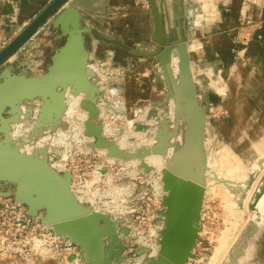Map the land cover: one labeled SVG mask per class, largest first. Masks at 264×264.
Returning <instances> with one entry per match:
<instances>
[{
	"label": "water",
	"instance_id": "95a60500",
	"mask_svg": "<svg viewBox=\"0 0 264 264\" xmlns=\"http://www.w3.org/2000/svg\"><path fill=\"white\" fill-rule=\"evenodd\" d=\"M22 1L23 11L35 10L34 17L0 50V198H12L26 208L32 220L37 218L43 227L76 247L84 264L123 262L122 236L128 230L119 227V222L108 213L78 202L71 191V173L51 168L49 145L40 142L48 132L63 126L66 91L72 96L83 95L80 109L87 113L83 136L93 139L91 144L85 142L86 150L93 153L104 150L107 158L121 162L136 160L145 173L155 171L145 164L148 156L164 159L159 212L163 228L157 255L148 259L147 264H186L193 258L200 231L208 169L203 145L206 107L201 106L196 94L187 49L199 3L197 0H148L150 41L148 45L130 49L122 40L86 25L87 15L77 9V0ZM45 24L55 33L51 39L63 40V43L49 54L48 65L40 75L15 72L6 62ZM88 40L117 47L134 56L157 59L159 69L155 70L158 74L155 81L165 84L166 94L160 102H151L144 124L130 122L134 133L146 136L147 124L157 117V109L167 104L169 112L155 130L154 145L124 151L114 139L103 136L101 110L111 112L112 120L125 119L126 112L116 111L115 91L110 88V81L97 73ZM173 58L177 59L178 77L173 75ZM181 102L185 105L180 106ZM179 126L183 130L180 135ZM15 128L23 135L13 131ZM122 135L119 129L117 138ZM178 137H181L179 143ZM263 194L264 178L251 205L255 224L242 236L227 264H235V259L243 255L241 248L245 241L257 233L261 222L256 206Z\"/></svg>",
	"mask_w": 264,
	"mask_h": 264
},
{
	"label": "rangeland",
	"instance_id": "374dc122",
	"mask_svg": "<svg viewBox=\"0 0 264 264\" xmlns=\"http://www.w3.org/2000/svg\"><path fill=\"white\" fill-rule=\"evenodd\" d=\"M197 1L200 6L201 2ZM206 1L207 6L205 8L200 6L195 22L193 20L192 42L189 46L195 44L199 48L202 47L204 41L212 34L213 30H205L203 23L208 24L213 17H216L217 5L222 0ZM246 5L245 11L241 10L238 14L236 28L226 31L225 37L228 42L225 47L228 57H225L224 61L220 58L221 61L218 63L207 56V59H202L199 64L194 63L196 68L193 69L195 75L193 79L197 97L201 101V106L206 107L203 145L205 156L210 162L208 161V169L205 172V190L209 188L207 185L209 186L214 173L223 174L226 168L225 171L230 170L238 175L235 174L236 177L229 178L230 180L225 178L229 181L219 180L221 187H213L205 191L201 207L200 231L192 251L193 258H190L186 264H209L213 253L216 252L215 249L221 251L219 264H227L242 236L255 224L251 205L264 178V69H260L257 73L256 63L250 61L247 56L250 43L254 39L257 41L261 39L259 34L261 26L249 17L248 9L252 6L251 3L246 1ZM209 8H212V12H209ZM33 17L30 19L24 17L18 24L20 29L24 28L23 23L27 25ZM47 28L48 37L51 39L55 33L49 26ZM62 43L63 40L56 47ZM137 46L139 45L127 47L134 49ZM111 48L116 51L113 60L108 63V68L101 67V70L114 74L101 75L113 79L109 86L116 94L113 100L117 103L116 111H125L126 118L117 117L112 120L111 112L105 113L101 110L100 121L103 127L104 124H108L116 132L114 136L105 138L114 139L117 144L118 130L121 129L123 133L121 137H126L127 144L124 151L131 152L138 147H150L155 144L153 135L161 118L169 112L168 105L165 104L157 109V117L147 124L149 130L146 136L134 133L130 122L144 124L145 117L151 109V102H160L166 94L165 84L157 83L154 78L155 70L159 69L158 61L152 60L155 58L131 55L117 47ZM191 51L188 49L189 54L192 53ZM101 59L105 61L104 56ZM157 84L161 86L158 87ZM36 104L33 103L34 106ZM65 105L67 106L66 103ZM77 109L80 114L83 112L79 107ZM62 120V127L53 133L48 132L40 139V142L49 145L48 162L66 167V171L73 177V191L87 190L94 194V203H83V205L93 206L108 213L119 222V227L128 230V234L122 236L125 250L121 264H132L137 257L134 253L136 243L143 240L154 226L159 225L163 228L159 220L162 197V185L159 189V184L164 159L152 156L163 161H161L162 168L159 171L154 169L155 171L145 173L136 160L121 162L107 158L103 150L89 152L84 144L91 143L90 139L83 136V131L80 132L83 123L79 120L70 121L65 115ZM74 125L80 128L75 131ZM13 131L23 135L19 128ZM74 132L78 134V141L75 139L77 142L73 140ZM231 154L236 158L231 159ZM235 163L239 166H237L239 170L235 168ZM260 222L257 233L245 241L244 247L241 248L243 255L235 259V264H264V220L261 219ZM44 262L75 264L70 261L62 263L52 258ZM77 264L84 263L80 260Z\"/></svg>",
	"mask_w": 264,
	"mask_h": 264
},
{
	"label": "crops",
	"instance_id": "0c3cea01",
	"mask_svg": "<svg viewBox=\"0 0 264 264\" xmlns=\"http://www.w3.org/2000/svg\"><path fill=\"white\" fill-rule=\"evenodd\" d=\"M13 1L18 4L19 8L15 23H9L7 19L13 15L12 6L0 2V43L1 41L6 40L8 44L23 30L18 26L22 19L26 16L30 19L35 13V10L24 12L23 8L25 4L22 0ZM246 1L252 5L248 9V12H250L249 17L251 20L260 23L261 26L259 32L261 39L259 41L254 39L250 43L247 56L250 58V61L256 63L255 70L257 73L260 72V69H264V0H259L258 2H250L248 0H222L217 5L218 11L216 17H213L212 21L208 24L203 23L205 24V30H213L211 32L212 34L210 33V38L204 41L202 47H198L193 52L190 50L192 52L189 54V68L191 75L194 73L193 69L196 68L194 63L196 62L199 64L200 61L207 56L212 57L211 60L218 63L221 59L224 61V58L228 57V52L225 47L228 41L226 40L225 34L226 31H231L236 28L238 14L241 10L242 12L245 11L246 7L244 6L246 5ZM75 5L79 11L87 15L85 24L89 27L100 33H108L111 36L122 40L125 46L148 45L152 28L148 0H77ZM211 9L212 8H209V12H212ZM47 27L48 26H45L41 31H45ZM52 37H55V35ZM191 42L192 40L187 42V49L190 47L189 45ZM89 44L91 46V60L94 64L101 60L104 51L113 50L111 47L102 43L90 41ZM56 46L57 45L52 40L51 47L45 49L47 58ZM113 51L116 52L115 50ZM152 60L156 61V59ZM6 65H9L15 72H21V63L19 60L12 59V61L6 63ZM155 67H157V65ZM154 74V78H158L157 72H154ZM193 77L195 79L194 74L192 78ZM160 78H164L162 71ZM156 86L160 87L161 85L157 84ZM0 264L28 263L0 262ZM29 264L50 263L34 260Z\"/></svg>",
	"mask_w": 264,
	"mask_h": 264
},
{
	"label": "built area",
	"instance_id": "2783aa9c",
	"mask_svg": "<svg viewBox=\"0 0 264 264\" xmlns=\"http://www.w3.org/2000/svg\"><path fill=\"white\" fill-rule=\"evenodd\" d=\"M0 2L12 6L13 15L7 19L9 23H15L19 11L18 4L13 0H0ZM25 26L26 24L23 23V27ZM45 26H48V24L39 28L6 63H10L12 59L19 60L21 72L35 76L40 75L48 65L45 49L52 45V39H49L46 31L48 28L41 31ZM6 45V40L1 41L0 50ZM103 56L105 61L101 59L96 63V71L102 78L112 81V78L102 76L100 71H102L101 67L108 68V63L113 60L114 51L106 50ZM49 165L52 168L53 164L49 163ZM62 166L64 167V165ZM64 170L66 171V167H64ZM56 171L63 172L60 169H56ZM71 188L73 189V186ZM2 200V203H0V262L29 264L34 260L44 261L48 258L57 259L62 263L68 261L70 263L80 262L76 247L43 227L37 218L32 220L27 214L26 208L15 203L12 198ZM161 230L162 226H154L143 240L136 243L134 253L137 254L139 251L143 253L137 255L132 264H147L148 259L156 257Z\"/></svg>",
	"mask_w": 264,
	"mask_h": 264
},
{
	"label": "bare ground",
	"instance_id": "6f19581e",
	"mask_svg": "<svg viewBox=\"0 0 264 264\" xmlns=\"http://www.w3.org/2000/svg\"><path fill=\"white\" fill-rule=\"evenodd\" d=\"M200 2H201V7H203V8H205L207 5V1L206 0H199ZM248 1H250V2H258L259 0H248ZM198 2V1H197ZM209 12H207V14H208ZM212 15V14H211ZM181 16H183V13H181ZM197 21V20H196ZM194 22H195V20H194ZM198 46L197 45H192V46H190V47H188V49H189V51L191 50V49H196ZM189 53V52H188ZM173 65H175V70H173L174 71V77H178V69H177V59L176 58H173L172 59V62H171ZM110 74L111 76L113 75L111 72L109 73L108 71H105L104 72V70H102V71H100V74ZM109 75V76H110ZM195 89H196V85H195ZM196 94H197V90H196ZM83 95H79V96H72V95H70V93L68 92V91H66V93H65V103L67 104V106L65 105V110H64V114L63 115H65V117L68 119V120H70V121H75V120H79V121H81L82 123H84V121L87 119V113L85 112V111H83V110H81L80 109V102H81V100L83 99ZM179 103H180V100H179ZM181 105H185V103L184 102H181V104H180V106ZM79 107V109L81 110V111H83L81 114L79 113V111H78V108ZM101 113H102V111H101ZM100 113V114H101ZM102 116V115H101ZM104 118V117H103ZM77 125V124H76ZM83 125V124H82ZM75 126V125H74ZM77 128H80V127H78V126H75V131H76V129ZM79 130V129H78ZM83 131V135H84V127L82 128V130L80 129V132H82ZM182 127L181 126H179L178 127V135H180L181 133H182ZM78 133H79V131H78ZM116 132H115V130H114V128L113 127H110L108 124H104V127H103V136L104 137H112V136H114V134H115ZM73 140H77L78 141V139H77V136H78V134H77V132H74V134H73ZM127 136V135H126ZM137 136H140V135H137ZM128 137V136H127ZM83 138V140H86V139H90V142L92 143L93 142V139L92 138H90V137H82ZM137 138H139V137H137ZM177 139V143H179L180 142V140H181V137L179 138H176ZM175 139V140H176ZM75 140V142H77ZM125 140H126V137L125 136H123V137H121V138H119V140L117 141V145L120 147V148H122V149H124V148H126L127 147V144H126V142H125ZM151 142V141H150ZM91 143H88V144H91ZM224 151H225V149H223ZM98 151H101V150H98ZM104 151V150H103ZM262 151V150H261ZM230 152V151H229ZM103 153V152H102ZM106 153V152H105ZM225 154H226V151H225ZM224 154V155H225ZM227 156V155H226ZM223 157V156H222ZM230 157H231V159L232 158H234V156H233V154H231L230 155ZM225 158V157H224ZM229 158V157H228ZM236 158V157H235ZM234 158V159H235ZM161 161L162 160H160V158H156V157H152V156H148L146 159H145V163L147 164V165H149L150 167H152L153 169H155V170H158L159 171V169L160 168H162V163H161ZM209 162H210V160H208ZM220 161H223V162H225L224 160H220ZM163 162V161H162ZM209 162H208V164H209ZM228 162H229V160H228ZM228 162L226 163V164H228ZM220 163H222V162H220ZM237 164H238V161H237ZM240 164V163H239ZM221 165V164H220ZM225 166V165H224ZM238 166V165H237ZM236 166V163H235V168L237 167ZM234 167V166H233ZM239 167V166H238ZM238 167L236 168L237 170H239L238 169ZM52 168L53 169H55V171H56V169H60V170H63L64 169V167L61 165V164H53L52 165ZM214 169V168H213ZM212 169V170H213ZM227 169H228V167H227ZM230 169V168H229ZM216 170V169H215ZM225 170H226V168H225ZM223 171L224 173L222 174H219L217 171V173H214V175L211 177V179L212 180H210V184H209V186L207 185V187H209V188H207V189H209V190H211V188L213 189V187H219L220 185H221V183H219V180H225V178H231V179H234L235 177H236V175L235 174H237V173H235L234 174V172H232V171ZM231 170H232V168H231ZM240 170H241V168H240ZM65 170H63V172H64ZM235 171V170H234ZM213 172H215L214 170H213ZM236 172V171H235ZM243 173H245V172H243ZM247 173V172H246ZM245 173V174H246ZM221 175H222V177H223V179H222V177H221ZM238 175V174H237ZM240 176V175H239ZM237 178H238V176H237ZM228 179H226L227 181H229ZM218 181V182H216V181ZM225 180V181H226ZM244 180V179H243ZM213 181V182H212ZM221 182V181H220ZM236 182H238V181H236ZM159 183V182H158ZM219 183V184H218ZM208 184V183H207ZM229 184V183H228ZM223 186V185H222ZM227 186V185H226ZM160 187H161V183L159 184V189H160ZM221 187V186H220ZM206 189V190H207ZM205 190V191H206ZM71 191H72V193L75 195V197H76V199L78 200V202H80V203H88V204H93L94 203V194L93 193H89L90 191H87V190H78V191H73L72 190V188H71ZM207 192V191H206ZM205 192V193H206ZM225 194V193H224ZM227 198V197H226ZM245 206V205H244ZM256 211L259 213V215H260V217L259 218H261L262 220H264V194L262 195V197H261V199H260V201L258 202V204H257V206H256ZM261 219H259V220H261ZM262 222V221H261ZM158 249H159V246H158ZM220 250V249H219ZM226 250V249H225ZM215 251L216 252H214L213 254V256H212V258H211V260H210V263L209 264H219V260H220V258H221V251H218V249L216 250L215 249ZM157 252H158V250H157ZM143 253V252H142ZM223 254V253H222ZM226 254V253H225ZM141 255V254H140ZM156 255H157V253H156ZM221 261V260H220ZM78 262H75V264H77Z\"/></svg>",
	"mask_w": 264,
	"mask_h": 264
},
{
	"label": "flooded vegetation",
	"instance_id": "af4514ba",
	"mask_svg": "<svg viewBox=\"0 0 264 264\" xmlns=\"http://www.w3.org/2000/svg\"><path fill=\"white\" fill-rule=\"evenodd\" d=\"M52 38V37H51ZM60 41H55L54 43L56 44V45H58V43H59ZM104 53V52H103ZM103 56V55H102Z\"/></svg>",
	"mask_w": 264,
	"mask_h": 264
}]
</instances>
